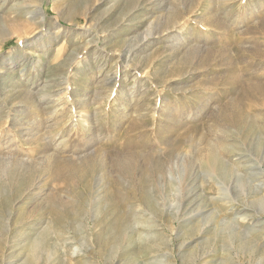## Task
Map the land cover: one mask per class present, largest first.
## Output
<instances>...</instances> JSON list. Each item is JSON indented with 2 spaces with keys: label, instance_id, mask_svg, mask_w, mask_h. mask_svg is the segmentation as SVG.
Segmentation results:
<instances>
[{
  "label": "rangeland",
  "instance_id": "374dc122",
  "mask_svg": "<svg viewBox=\"0 0 264 264\" xmlns=\"http://www.w3.org/2000/svg\"><path fill=\"white\" fill-rule=\"evenodd\" d=\"M263 184L264 0H0V264H264Z\"/></svg>",
  "mask_w": 264,
  "mask_h": 264
},
{
  "label": "bare ground",
  "instance_id": "6f19581e",
  "mask_svg": "<svg viewBox=\"0 0 264 264\" xmlns=\"http://www.w3.org/2000/svg\"><path fill=\"white\" fill-rule=\"evenodd\" d=\"M3 40H6V39H3ZM86 122V121H85ZM220 162H219V159L216 157V155L214 154V152H211V154H210V157H209V159H208V161L207 162H205V164H204V168L206 169V171H207V173H213V172H215V171H217V170H219V169H221L220 171L221 172H223V171H225V169H224V163H223V166L221 165V163L219 164ZM227 169V168H226ZM264 185V184H263ZM258 189V188H257ZM260 191H261V188H260ZM259 192V191H258ZM226 203H228V204H230L231 203V201H228V202H226ZM260 207L263 209V211H264V197L263 198H261V200H260ZM241 217H243L242 219H245L246 217H248V216H246V215H244V216H241ZM233 221V220H232ZM223 224V226L224 227H229V228H231V230L232 231H234L235 230V225H233V222L232 223H222ZM260 228V227H259ZM254 231V230H253ZM161 263V261H155V262H152V261H149L148 262V264H160Z\"/></svg>",
  "mask_w": 264,
  "mask_h": 264
}]
</instances>
